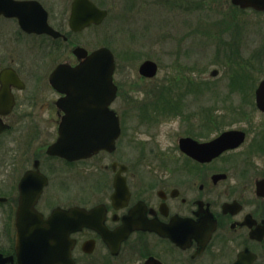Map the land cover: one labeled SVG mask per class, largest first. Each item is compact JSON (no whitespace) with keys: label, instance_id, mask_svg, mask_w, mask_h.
I'll use <instances>...</instances> for the list:
<instances>
[{"label":"flooded vegetation","instance_id":"obj_1","mask_svg":"<svg viewBox=\"0 0 264 264\" xmlns=\"http://www.w3.org/2000/svg\"><path fill=\"white\" fill-rule=\"evenodd\" d=\"M74 1L0 0V264H68L52 260L43 246L27 257L19 254V225L28 220L20 213L36 211L46 220L56 208L75 207L95 210L93 223L121 239L113 253L100 230L84 226L71 232L74 264H92L101 249L115 264L121 256L126 264H264V105L258 101L264 76L226 80L216 105L207 94L219 86L212 78L162 87L170 92L160 94L161 100L127 111L136 134L130 150L118 148L125 123L115 107L118 91L109 105L121 128L112 151L73 160L51 154L49 146L71 108L55 82L63 86L68 66L78 65L77 48L94 50L80 40L101 25L74 30ZM229 2L227 14L191 22L188 34H214L224 52L229 41L223 38L229 37L238 50L246 8ZM205 3L190 0L188 11ZM132 101L125 99L126 106ZM22 119H30L25 143L19 141ZM33 119L56 126L51 142L28 139L31 125H38ZM165 126L172 141L162 146L157 140ZM228 132L227 142L215 146ZM89 160L99 165L91 174V195L77 169Z\"/></svg>","mask_w":264,"mask_h":264},{"label":"rangeland","instance_id":"obj_2","mask_svg":"<svg viewBox=\"0 0 264 264\" xmlns=\"http://www.w3.org/2000/svg\"><path fill=\"white\" fill-rule=\"evenodd\" d=\"M95 1L101 7L110 9V16L101 25L87 29L80 43L90 50L108 46L115 54L117 64L114 79L119 86V97L115 107L123 113L125 121L123 134L118 141L119 150L136 145L132 141L135 123L130 122L127 111L144 109L142 103L145 100L148 101V106L155 104L158 99L161 100L160 94L170 92L162 90V87L172 88L176 81L183 86L190 83L191 79L212 78V85L219 86L207 94H211L212 104L216 105L218 93L224 94V89L220 87L227 83L226 80L241 76L256 79L264 76V12L245 9L242 12L243 37L240 38L239 49L237 50L233 44L229 45L232 39L228 37L223 38L226 40L225 43L229 41L227 52H224L225 49L220 48L214 34L205 36L197 32L196 35H189L188 32L191 22L194 24L204 19L215 21L227 14L229 0L228 2L206 0V3L197 6V10L192 14L188 11L190 0ZM147 59H152L159 65L154 77H144L139 72L140 64ZM214 68L218 70L216 75L211 74ZM125 99H133L130 107L126 106ZM217 108L221 109L219 106ZM29 120L22 119L24 123L21 125L19 139L21 143L27 140L24 133L27 135ZM33 122L38 125L37 127L35 124L31 125L28 139L36 144L49 143L54 139L53 131L56 127L54 124L50 126L46 119L43 123L40 119H33ZM165 127H162V134L159 133L161 136L159 135L157 140L162 146L172 141L167 138L168 134L165 131L168 129ZM138 130L140 137L146 136L141 129ZM77 169L79 173H83L84 192L91 195L93 190L89 188L93 185L91 174L99 169L98 163L96 160H89L78 165ZM106 254L105 249L99 250L92 264H115ZM116 262L126 264L124 256L118 258Z\"/></svg>","mask_w":264,"mask_h":264},{"label":"water","instance_id":"obj_3","mask_svg":"<svg viewBox=\"0 0 264 264\" xmlns=\"http://www.w3.org/2000/svg\"><path fill=\"white\" fill-rule=\"evenodd\" d=\"M233 2L242 7L264 10V0ZM107 15V9L98 7L91 0H75L70 19L71 27L80 30L92 23L99 24ZM75 52L80 63L74 67L68 66V75L63 86L60 81L55 82L58 88L67 93L64 102L71 108L60 123L57 140L49 147L51 154L70 160L89 157L102 149L112 151L120 134L119 118L109 108L118 92V87L114 83L116 63L113 52L105 46L90 54L82 47L77 48ZM157 71L158 65L153 60H146L139 67L140 74L146 77H154ZM60 72L61 68H58L54 78L59 80ZM216 73L214 70L213 74ZM258 92L259 105L262 106L264 80ZM228 135L229 132L219 137L214 141V145L221 148L229 139ZM94 211L80 207L69 210L56 208L46 220L36 211L30 214L21 212L20 215L28 217V220L24 221L26 224L19 225V254H25L27 257L35 253L34 249L43 246L52 260L74 264L72 258L74 240L70 238V233L84 226L100 230L112 252L116 253L121 238L114 237V233L95 225L91 219Z\"/></svg>","mask_w":264,"mask_h":264}]
</instances>
